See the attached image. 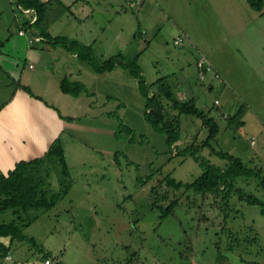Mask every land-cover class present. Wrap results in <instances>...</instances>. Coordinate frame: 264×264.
Masks as SVG:
<instances>
[{
    "label": "rangeland",
    "instance_id": "1",
    "mask_svg": "<svg viewBox=\"0 0 264 264\" xmlns=\"http://www.w3.org/2000/svg\"><path fill=\"white\" fill-rule=\"evenodd\" d=\"M135 1L89 0L82 10L64 13L47 28L52 36L88 42L98 61L116 54L127 60L138 56L135 64L146 84L172 73L173 78L167 79L176 95L174 80L182 79L184 73L194 78V69L187 58L180 57L185 53L170 41V32L175 24L186 29L187 39L206 55L222 78L219 82L208 75L204 81L192 83L197 106L220 128L211 146L264 175V13L251 9L246 0H212L217 18L210 17L213 10L203 11L196 5L198 0L196 4L192 0L186 4L183 0ZM188 3L191 8L186 11ZM147 8L152 11L148 9L151 13L144 15ZM29 18L17 0H0V42H4L0 48V109L16 89L30 96L21 87L26 81L35 93L44 95V81L54 78L52 67L56 74L62 66L52 60L54 53L44 50L42 42H28L35 30L33 25L24 24ZM19 30L25 34L20 35ZM141 30L145 34L139 38L136 34ZM71 65L69 62V69ZM84 66L89 70L86 79H107L103 90L93 79L88 84L95 94L92 97L85 93L75 99L65 96L71 107L60 103L61 93L41 100L74 116L66 121L60 137L67 174H62L52 159L40 166L51 169V189L66 193L49 210L21 212L24 222L31 221L23 232L35 245L14 240L11 259L0 254V264H42L44 254L56 264H264L260 205L248 204L234 192L228 204L214 195L186 192L162 220L149 206V190L156 179L170 174L189 183L201 174L191 157L173 153L176 148L198 146L206 138L207 130L200 120L182 115L180 139L169 149L165 136L146 121L138 78L129 69L120 66L101 75L89 64ZM47 82L52 84L48 89L56 90L52 80ZM206 82L212 84L211 89L204 87ZM229 102L247 107L244 125L239 128L229 126L225 119L231 113ZM126 127L132 130L130 135ZM48 149L37 157H43ZM197 155L220 168L227 163L213 155L210 147L199 148ZM238 185L264 202V188L257 178ZM15 216L7 210L0 214V220ZM8 239L0 237V243Z\"/></svg>",
    "mask_w": 264,
    "mask_h": 264
},
{
    "label": "trees",
    "instance_id": "2",
    "mask_svg": "<svg viewBox=\"0 0 264 264\" xmlns=\"http://www.w3.org/2000/svg\"><path fill=\"white\" fill-rule=\"evenodd\" d=\"M247 2L252 9L261 14L264 13V0H247ZM17 4L23 10H32L34 12L32 16H36L33 22L30 21L31 16L24 23L26 26L33 25L38 31V36L43 37L46 42L53 45H61L69 51L76 53L79 59L89 64L96 73L112 71L116 66L129 69L138 78L139 89L145 101V119L165 136V143L169 149H173L172 146L180 139L182 115L196 117L200 120L202 127L207 130V136L200 145L195 146L192 144L182 149L176 148L173 150L174 155H179L183 158L191 157L201 168V174L189 183L177 181L170 174H166L156 179L155 184L150 187L149 206L152 210L159 212L160 220L171 214L178 205L181 195L186 192L198 193L202 197L214 195V197L221 198L225 204H228V199L231 193L234 192L240 200L248 204L260 205L261 213L264 214V202L238 185L239 181L257 178L258 185L264 188V175H261L260 169L248 166L240 158L223 151H218L211 146V142L216 140L219 134V125L213 117L197 106L194 96H188L184 99L179 98L174 94L173 87L168 79L164 77L146 84L141 71L135 64L138 56L127 60L123 55L116 54L105 60L98 61L93 56L91 44L85 45L76 39L65 36H52L48 31L47 25L58 20L64 13L68 12L72 15L70 8L60 0H17ZM136 35L139 37L142 36V33L138 31ZM3 44L4 42L1 41L0 48ZM200 52L196 50V58ZM197 80L199 82L204 81L198 77ZM21 87L30 96L41 100L40 97L32 93L28 86L22 85ZM59 89L62 93L73 97H77L82 93L90 95V92L82 82L71 80L69 75L64 76L59 81ZM246 109V105L241 104L234 113L227 114L225 119L228 121L229 126L235 128L243 126L244 121L242 117ZM57 112L61 118L72 119L62 116L58 110ZM124 130L129 135L132 133L129 127L124 128ZM204 147H210L213 155L225 159L227 161L226 165L220 168L197 155V150ZM51 159L52 164L57 162L59 167H61L60 172L62 174H67L68 167L59 138H56L52 142L43 157L20 160L7 173H0V214L11 210L16 215L9 221L0 220V237H8L10 242L14 240L21 242L28 241L35 245V240L32 237H27L23 232V227L28 226L31 221L28 219L24 222L21 212H27L32 208L49 210L56 205L61 194L66 193V190L62 193L60 191H53L50 182L51 169L42 170L40 167L47 162L50 163ZM59 185L63 186L61 181H59ZM220 193L222 195L218 196ZM202 219L207 218L202 216ZM8 252L9 246L0 245V254L2 256H6ZM48 256L49 254L43 255L45 259Z\"/></svg>",
    "mask_w": 264,
    "mask_h": 264
},
{
    "label": "crops",
    "instance_id": "3",
    "mask_svg": "<svg viewBox=\"0 0 264 264\" xmlns=\"http://www.w3.org/2000/svg\"><path fill=\"white\" fill-rule=\"evenodd\" d=\"M60 1L63 4L67 5L70 8V10L72 11V13L77 12V10L78 11L82 10L84 7V4L89 3V0H60ZM183 1L186 4V2L189 0H183ZM192 1L196 4L195 0H192ZM198 1H200V2H198L196 5L200 6L203 11H205L207 9L213 10L214 14L211 13L210 17L211 18H213V17L217 18V16L215 15L216 7H215V4L212 0H198ZM246 2H247V0H246ZM135 3L139 4L140 2H139V0H136ZM247 4H248V2H247ZM77 5H80V6L77 7ZM248 6H249V4H248ZM190 8H191L190 4L188 3L187 9L184 6L183 10L186 9V11H188V10H190ZM122 9H123V7H120L119 11L121 12ZM144 9H145V7L143 8V10ZM148 9H150L152 11V8H147L146 9L147 12L142 11V13L144 15L151 13V11L150 10L148 11ZM93 11L94 10H92L91 12H93ZM27 13H29V12H27ZM29 15L31 18L32 14L29 13ZM140 32L142 33V36H143V34H145L144 30H141ZM182 33L186 36V39H187L188 36H187L186 29H182L181 26H177L175 24V29L172 30V32H170V34L172 35L170 41L173 42L174 38H176L177 36H179ZM24 34L25 33L20 34V35H24ZM30 35L39 38V40L37 42L43 43V45H44L43 49L48 51L49 53H54L51 57L52 60L55 63H57V64L59 63L60 65H62V66H60L59 72H57L56 74L53 72V67H52V69L50 71V75H53L54 78H46V80L44 81L43 89H42L44 92L43 93L44 95H42L41 93H40V95L35 93L33 86L31 85L30 81H26L27 83L23 84L24 86H28L29 88H31L30 90L32 91V93L35 96L40 97L42 100L43 98L44 99L47 98L45 96H48V95L52 96L54 94L58 95L59 93H61L60 95H58V99H59L60 103L61 104L66 103V105H68V107H71V106H69L71 103H69L67 101V98L65 97L68 94L62 93L59 89V81L66 75H69L70 79L73 81L82 82L86 86L88 91H89V87H88L89 85L88 84L93 82V79H95V82H99L101 84L100 87H101V90H103L102 85L105 86L107 84V82H106L107 79L106 78H87L86 79L85 78V72H87L89 70H87V68L84 66L85 62L81 61L76 53L69 51L68 49H66L65 47H63L61 45H51L50 43L46 42V40L43 37L38 36L37 29L33 30V32ZM142 36H139V38H142ZM69 38H73V37H69ZM76 40H78V39H76ZM188 40H189V42H188ZM78 41L82 44L89 45L88 42L81 41V40H78ZM28 42H29V38H28ZM34 43L35 42H33V44ZM35 46H37V44H35ZM196 48H198V47L195 44L192 45L189 38L181 46L182 51L186 55L181 53L180 57L187 58L186 60L192 64L193 69H194V74H193L194 78H192L191 73H186V74L184 73L181 75L182 79H180L179 81L174 80L175 87L177 90V95L181 99H184L185 97H188V96H193L194 93L192 92V89L194 87H193L192 83H200L197 80L196 69H195ZM60 51H63V52H60ZM69 62H72L71 66H73V67L71 69L68 68ZM30 66H31V69H34V67L31 64L29 65V67ZM71 66H69V67H71ZM117 67H120V66H116L112 71H114ZM214 69L219 73V71L216 69V67H214ZM103 73H98V74L103 75ZM188 74L190 75L189 78L187 77V76H189ZM173 76L174 75H172V73L167 74L166 78H169V77L173 78ZM48 79L53 81V85L56 86V90H54V87H53V89H48V87H50L52 85L51 83L47 82ZM194 79L196 80V82L194 81ZM208 79H211V78H207V81H208ZM122 87H123V83L120 86V88H122ZM204 87L211 89L212 84L210 82L209 83L206 82V85ZM23 92L16 89V91H14V93L12 94V97L9 99V101H7L4 104V106L1 107V109H0V119H1L0 120V123H1L0 128H1V131L4 135V139L2 141L0 140V150L2 149V150H5L7 152L6 155H4V153L0 152V173H3V174H5L9 170H11L14 167L15 163H17L18 161L29 160V159H32V158H35V157L41 155L43 152H45L49 148V146H51L50 144H52V142L56 138L60 139L61 135L63 134L66 121L68 119L61 118L58 115L57 110L64 117H70L72 119L74 117L72 115H69L70 113H68V115H67L64 111L61 110V107H59L58 105H55L53 103H49L47 100L43 104L41 102V100L34 98V97L32 98V96L30 97ZM80 95L77 97H73V99L80 97ZM93 95H95L94 91H91L89 96L92 97ZM86 96H88V95H86ZM106 97L109 98V96H106ZM73 104L75 105V102ZM73 104H72V106H73ZM238 107H239V105L235 107L232 105V103L229 102V109H230L231 113H234ZM233 110H235V111L232 112ZM231 113H229V114H231ZM71 120H68V121L70 122ZM251 143H253V142H251ZM3 238H8V237H3ZM8 240L5 241L6 243H0V245H4L5 247L9 246V252H10V246H11L12 242H10V240L8 242ZM9 252L7 253L6 256H10ZM6 256H5V259H6ZM10 259H11V257H10ZM10 259H6V260H10ZM44 259L45 258L43 257V260ZM53 262H54V264H56V261L54 259H53Z\"/></svg>",
    "mask_w": 264,
    "mask_h": 264
},
{
    "label": "built area",
    "instance_id": "4",
    "mask_svg": "<svg viewBox=\"0 0 264 264\" xmlns=\"http://www.w3.org/2000/svg\"><path fill=\"white\" fill-rule=\"evenodd\" d=\"M25 11L29 12L31 14L34 13L32 10H25ZM35 18H36V16L33 15L30 21L33 22L35 20ZM19 33L23 34L22 31H19ZM38 40H39V38L29 35V43L30 44H33V42L38 41ZM185 40H186L185 36L183 34H181V35L177 36L176 38H174L173 45L181 47L185 43ZM195 68L197 71V77L200 80H205L208 75H212V77L215 80H218L219 82L222 81L221 75L214 69V67L212 66L209 59L206 57V55L201 53V52L198 54V56L196 58ZM215 103L218 104V101L216 100ZM6 259H10V256H6ZM43 264H54V262L51 258H46V259H44Z\"/></svg>",
    "mask_w": 264,
    "mask_h": 264
}]
</instances>
